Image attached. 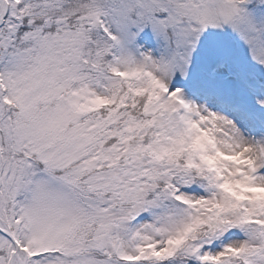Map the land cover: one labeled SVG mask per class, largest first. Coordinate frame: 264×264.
I'll return each mask as SVG.
<instances>
[{
  "label": "snow or ice",
  "instance_id": "1",
  "mask_svg": "<svg viewBox=\"0 0 264 264\" xmlns=\"http://www.w3.org/2000/svg\"><path fill=\"white\" fill-rule=\"evenodd\" d=\"M0 264H264V0H0Z\"/></svg>",
  "mask_w": 264,
  "mask_h": 264
}]
</instances>
